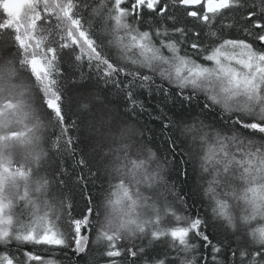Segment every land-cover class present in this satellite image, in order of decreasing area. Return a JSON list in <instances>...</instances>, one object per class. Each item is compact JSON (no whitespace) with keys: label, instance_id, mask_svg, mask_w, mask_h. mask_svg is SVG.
<instances>
[{"label":"snow or ice","instance_id":"obj_1","mask_svg":"<svg viewBox=\"0 0 264 264\" xmlns=\"http://www.w3.org/2000/svg\"><path fill=\"white\" fill-rule=\"evenodd\" d=\"M0 18V264H264V0H0ZM153 86L182 108L154 118L171 160L136 118Z\"/></svg>","mask_w":264,"mask_h":264},{"label":"trees","instance_id":"obj_2","mask_svg":"<svg viewBox=\"0 0 264 264\" xmlns=\"http://www.w3.org/2000/svg\"><path fill=\"white\" fill-rule=\"evenodd\" d=\"M256 4L259 5L258 0H255ZM234 19H230L229 22H231ZM2 20V18H0ZM232 31H240L239 28L232 29ZM233 33V32H232ZM67 67V65H65ZM83 71L85 73L88 72L87 65H84ZM21 78H24V74H21ZM159 81H157L158 83ZM100 91L102 96H106L107 101L111 102L110 106L118 107L119 109L123 110L126 101L124 100L123 96L118 94L115 89H108L106 86L103 85L101 82L100 85ZM137 99L141 101L144 105V110L141 111L139 108H137V116L136 118L139 120L140 125L143 126L145 130V137L146 139L152 141V144L155 146V148H158L160 156L167 157L168 160H171L172 157L165 152V148H167V145L164 144V140L166 138V133L162 134L161 129V123L160 121L154 119L155 117L163 114H167V116L172 117L174 114L176 116H179L182 113L181 104L178 99H168L166 100L164 96L157 93L155 90V86L151 90H142L137 94ZM195 106V105H194ZM185 109H187V105L184 106ZM68 164L71 165L72 161L69 159ZM164 178L169 183H175L177 185L178 189H183V192L187 194L188 197V203L191 205L193 202L196 203V206L200 208L201 212H204L206 208L201 205L200 200V194L196 190V182L195 177L191 173V169L189 168V176L186 178L183 175H178L174 170H172L170 167L163 173ZM95 191V189L93 190ZM67 195L70 197H73L75 199V204L77 211L82 209L84 207V203L80 198L79 195V189L78 188H70L67 190ZM95 238V234H93V239ZM195 243V241H193ZM144 245H148V241H143ZM149 250L153 247H155L156 250H159L163 247L162 244L160 245H148ZM31 250V246H29ZM3 249H0L2 251ZM43 251V250H41ZM174 255V253H173ZM68 256L71 257L72 264H76V257L72 255L70 252L68 253ZM55 259L59 261H63V264H69V260L65 257L64 253H58L55 255ZM100 264H103V261L100 262Z\"/></svg>","mask_w":264,"mask_h":264},{"label":"bare ground","instance_id":"obj_3","mask_svg":"<svg viewBox=\"0 0 264 264\" xmlns=\"http://www.w3.org/2000/svg\"><path fill=\"white\" fill-rule=\"evenodd\" d=\"M249 3H250V5H251V3H252V0H249ZM226 19V21L227 22H229L230 21V19H232V17L231 16H229V17H226L225 18ZM219 23V22H218ZM232 31V30H231ZM233 33V36H239L240 35V31H237V32H235V31H232Z\"/></svg>","mask_w":264,"mask_h":264},{"label":"flooded vegetation","instance_id":"obj_4","mask_svg":"<svg viewBox=\"0 0 264 264\" xmlns=\"http://www.w3.org/2000/svg\"><path fill=\"white\" fill-rule=\"evenodd\" d=\"M258 2H259V0H258Z\"/></svg>","mask_w":264,"mask_h":264}]
</instances>
